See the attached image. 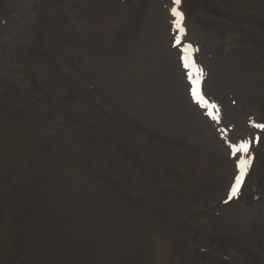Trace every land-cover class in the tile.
Wrapping results in <instances>:
<instances>
[{
    "label": "rangeland",
    "instance_id": "obj_1",
    "mask_svg": "<svg viewBox=\"0 0 264 264\" xmlns=\"http://www.w3.org/2000/svg\"><path fill=\"white\" fill-rule=\"evenodd\" d=\"M127 1L0 0V264H264V200L245 194L215 216L230 171L193 138L168 134L159 67L148 64L142 101L140 90L114 93L131 56L170 46L171 0ZM186 1L215 57L210 93L236 96L238 122L256 109L264 120V0ZM240 62L249 80L232 85ZM79 157L94 160L88 174ZM105 209L103 238L93 225ZM121 227L130 248L112 243Z\"/></svg>",
    "mask_w": 264,
    "mask_h": 264
},
{
    "label": "bare ground",
    "instance_id": "obj_2",
    "mask_svg": "<svg viewBox=\"0 0 264 264\" xmlns=\"http://www.w3.org/2000/svg\"><path fill=\"white\" fill-rule=\"evenodd\" d=\"M161 21L162 20L159 18L157 25H161ZM165 43L166 41L164 40L160 45L158 42L156 44L151 42V44L146 45V53L144 54L145 62L141 61L139 63V54L131 56L128 64H124L121 67L122 69H118L117 71L119 83L124 87L129 88L131 93H135L140 90L141 95L139 100L142 101L146 90L145 86L148 84V82H145V74L148 73V64L150 72L151 69L155 71V68H151V66L156 64V66L159 67V70H157L163 72V80L159 79L158 81L159 87L163 89V91L165 90L167 95L169 92V97L170 99L172 98L171 103L173 115L170 113V116L167 118L168 134L170 132L175 133L176 131H180L189 139L193 138L194 141L197 142V146L208 148L211 153V158L217 162V167H220L219 171H221L222 168L225 169V171H233L232 162H230L229 159L227 161L222 159L224 151L220 149L217 139L215 140L214 135L207 129L204 119L198 114L197 109L191 104L188 96L185 95V92L188 93V85L183 79L184 73L181 71L180 67L179 72H176L175 70V57H177L178 60V53L176 51H171L170 47L169 50H167ZM171 43L172 42H170V44ZM148 55L150 57L149 61L147 59ZM230 58L231 57L227 58L229 64L232 62V59ZM172 70L174 72H172ZM236 70L240 71V73L235 72ZM233 71L235 73L234 79L232 78L234 83L245 84V82L249 80V75H247L248 73L241 62ZM181 77L182 79L180 81L179 78ZM234 83L231 84L235 85ZM132 95L134 96V94ZM223 169L221 172H223ZM124 232H126V230L124 227H121V231L119 233H114L112 236V243L125 244L130 248L131 245L130 243H127V238L124 237Z\"/></svg>",
    "mask_w": 264,
    "mask_h": 264
},
{
    "label": "snow or ice",
    "instance_id": "obj_3",
    "mask_svg": "<svg viewBox=\"0 0 264 264\" xmlns=\"http://www.w3.org/2000/svg\"><path fill=\"white\" fill-rule=\"evenodd\" d=\"M175 2L178 4L179 0H175ZM173 14L176 16H181V14L178 11H176L175 9H173ZM178 27H179V25H178ZM260 127L264 128V125H261ZM237 153L242 154V157L240 158L239 165H238L240 168V173L236 177V182L232 188L231 195L229 196V199H231L232 196H235L238 194L240 185L242 184L243 178L247 172V167L250 164V156H249V159H247V160L243 158V155L249 154V144L248 143H242L238 147H234L233 148V155H236Z\"/></svg>",
    "mask_w": 264,
    "mask_h": 264
}]
</instances>
